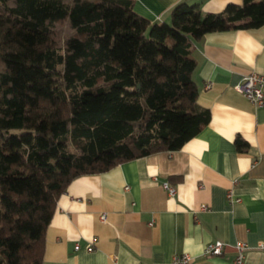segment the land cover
I'll return each instance as SVG.
<instances>
[{
	"label": "trees",
	"instance_id": "obj_1",
	"mask_svg": "<svg viewBox=\"0 0 264 264\" xmlns=\"http://www.w3.org/2000/svg\"><path fill=\"white\" fill-rule=\"evenodd\" d=\"M262 26L264 0L219 13L180 2L161 24L132 0H0V264L42 263L76 178L195 137L210 111L196 102L192 41Z\"/></svg>",
	"mask_w": 264,
	"mask_h": 264
},
{
	"label": "crops",
	"instance_id": "obj_2",
	"mask_svg": "<svg viewBox=\"0 0 264 264\" xmlns=\"http://www.w3.org/2000/svg\"><path fill=\"white\" fill-rule=\"evenodd\" d=\"M132 2L135 13L158 24L169 23L180 2L199 3L206 13L242 4ZM191 44L196 102L210 111L208 124L178 150L73 180L46 228L41 264H171L182 253L191 264H234L237 242L247 244L242 264H264V104L234 88L251 72L264 74V26L208 33ZM237 137L245 150L236 148ZM216 240L225 244L222 254L205 256L204 247Z\"/></svg>",
	"mask_w": 264,
	"mask_h": 264
},
{
	"label": "built area",
	"instance_id": "obj_3",
	"mask_svg": "<svg viewBox=\"0 0 264 264\" xmlns=\"http://www.w3.org/2000/svg\"><path fill=\"white\" fill-rule=\"evenodd\" d=\"M235 90L242 94L246 99L255 105L264 104V74H259L257 72H251L241 78L239 82L234 84ZM163 187L168 191L170 195H173L175 190L173 187L169 186L167 183L163 184ZM227 199L230 203H237L239 199L233 198L230 191L227 192ZM207 211L206 206L201 208ZM104 218V216L102 217ZM224 242L216 240L214 242L208 243L204 249L203 254L205 256L220 255L224 250ZM235 258L234 264H242L244 261V254L247 249V244L243 242H237L235 244ZM259 247H264L263 244H259ZM91 250V248H88ZM192 257L189 254H175L172 257L171 264H191Z\"/></svg>",
	"mask_w": 264,
	"mask_h": 264
}]
</instances>
